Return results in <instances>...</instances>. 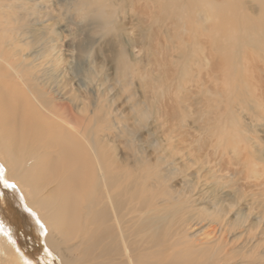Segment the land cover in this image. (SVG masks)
Instances as JSON below:
<instances>
[{
    "label": "bare ground",
    "instance_id": "6f19581e",
    "mask_svg": "<svg viewBox=\"0 0 264 264\" xmlns=\"http://www.w3.org/2000/svg\"><path fill=\"white\" fill-rule=\"evenodd\" d=\"M28 3L0 0V264H41L34 253L39 235L60 264H264L262 219L256 227L248 216L231 219L237 203L224 208L219 197L213 212L196 208L204 199L197 196L200 177L175 190L186 167L164 169L163 158L151 164L136 145L135 155L117 157L116 143L129 129L125 116L105 104L107 92L91 77L77 88L61 77L55 40L29 30ZM147 5L160 28L188 20L212 31L210 46L222 63H242L240 54L251 48L264 52V0H73L70 6L119 39V15L129 7L146 19ZM209 22L216 28L207 29ZM49 57L50 69L41 62ZM224 109L231 118L221 117L218 133L239 126ZM232 136L242 134L235 129Z\"/></svg>",
    "mask_w": 264,
    "mask_h": 264
},
{
    "label": "rangeland",
    "instance_id": "374dc122",
    "mask_svg": "<svg viewBox=\"0 0 264 264\" xmlns=\"http://www.w3.org/2000/svg\"><path fill=\"white\" fill-rule=\"evenodd\" d=\"M244 1L249 3L250 0ZM71 2L73 0H30L26 5H32L26 15L28 27L29 30L37 28L55 40L59 56L54 63H59V69L63 70L61 77L73 82L76 88L91 77L93 86L107 92L105 104L114 103L115 109L125 116L129 134L127 131L116 143L117 157L125 158L127 152L135 155L136 145L146 153L151 164L163 158L166 159L162 162L164 169L186 167L171 188L182 191L200 177L201 189L197 196L204 199L199 204L194 202L196 208L213 212L219 198L225 201L221 206L224 208L233 201L237 208L231 219L238 214L248 216V224L253 227L262 219L258 233L262 232L264 58L261 56L264 52L251 48L240 54L242 63L240 59L233 64L222 63L210 46V41L216 39L212 31L195 29L196 24L188 20L175 23L181 28H174L175 24L160 28L154 24L158 14L154 11L155 15L149 5L145 10L146 19L141 14L136 16L129 7L121 13L118 23L123 31L120 40L115 39L112 33L106 34L97 28V21H82L70 6ZM33 4L39 5V11L34 10ZM210 25L217 26L209 22L206 28ZM49 28L54 30L52 34ZM31 51L34 49L26 53ZM186 52L195 61L190 60ZM53 60L49 57L41 62L48 63L46 66L50 69L54 67ZM125 66L128 67L126 77H121ZM119 78L122 82L118 84ZM133 95L135 98L131 99ZM130 99L132 101L127 102ZM134 103L140 105L141 112L132 111ZM154 103L159 113L151 112ZM226 105L231 116L236 117L237 122H234L239 123L235 129L241 132V137L232 136L233 126L230 131L223 130L222 135L217 132L221 117H224L222 120L230 117L224 114ZM149 114L151 118L144 120L141 126L136 124L140 116ZM39 236L37 242L41 249L34 251L35 258L41 264H60L59 259L48 252L45 236Z\"/></svg>",
    "mask_w": 264,
    "mask_h": 264
},
{
    "label": "snow or ice",
    "instance_id": "6c2138e0",
    "mask_svg": "<svg viewBox=\"0 0 264 264\" xmlns=\"http://www.w3.org/2000/svg\"><path fill=\"white\" fill-rule=\"evenodd\" d=\"M10 187H14V185H10Z\"/></svg>",
    "mask_w": 264,
    "mask_h": 264
}]
</instances>
